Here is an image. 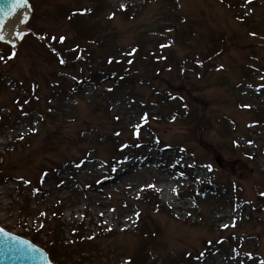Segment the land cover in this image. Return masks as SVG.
Listing matches in <instances>:
<instances>
[{"label":"rangeland","instance_id":"1","mask_svg":"<svg viewBox=\"0 0 264 264\" xmlns=\"http://www.w3.org/2000/svg\"><path fill=\"white\" fill-rule=\"evenodd\" d=\"M99 1L29 0V34L12 51L0 44L4 58L15 51L0 59V228L44 248L45 218L60 205L66 241L80 221L87 235L102 240L75 252L80 259L57 256L54 264H127L139 244L142 210L160 231L147 248L148 264H261L264 214L255 218L247 202L259 196L264 207V122L256 119H264V0ZM78 19L100 27L87 39L92 69L139 53L140 74L114 81L84 71L89 67L77 64L83 54L73 63L63 57L60 66L51 53H58L52 46H61L59 37L68 47L75 38L87 44L75 35ZM207 29L224 37L210 59ZM37 33L57 39L46 43ZM144 55L163 68L160 74L147 69ZM168 57L182 60L183 69L167 68ZM34 71L36 103L19 113L13 102L22 101ZM180 105L204 118L194 134L174 109ZM45 139L61 141L59 149L37 154ZM162 154L197 180L157 182L151 166H142ZM150 188L161 210L140 203Z\"/></svg>","mask_w":264,"mask_h":264},{"label":"trees","instance_id":"2","mask_svg":"<svg viewBox=\"0 0 264 264\" xmlns=\"http://www.w3.org/2000/svg\"><path fill=\"white\" fill-rule=\"evenodd\" d=\"M75 26L77 30L76 31L77 34L75 33V35L77 36V38L82 39V40L90 39L91 34L98 32L100 28L98 27L99 24H96V23L87 24V26H84L82 20H79V19L75 20ZM38 35L44 36L46 40H49V37H50L45 33H38ZM207 37L209 39V42L213 46L212 48L213 51H210L204 57L205 59L210 58L211 55H214L216 53V49H219L220 44H221L220 38L218 37L216 38L213 33L208 32ZM220 37H221V42H222L224 37L222 35ZM75 41H76V38L73 39L71 45H76L77 47L81 48V52L79 50H76L75 52H70L69 47L61 48V46L59 45H53L52 47L60 54L61 57L65 58L66 56L67 58L72 59V60L76 56L83 54L86 58V61L81 62V63L87 65L89 67L87 68V70L88 72L91 73L92 64L88 61L90 60L89 58L91 57L90 49L86 45L83 46L79 44V42L76 44ZM63 45H65V42H63ZM138 54L134 60L133 58L132 59L122 58V59H118L117 61L115 60L114 67L112 66L113 64H106V62L103 61V64L99 65L101 69H98V70L96 69L97 75L102 74L103 72H107V74L113 75L114 81H115V78L121 81L125 78L127 79V77H129L131 73H134V74L139 73L138 71L139 69L136 70V68L139 66V62L137 61V58L139 56ZM165 54L162 55L164 62H165V59H167L165 57ZM169 55L172 56L171 53H169ZM142 57L144 58V61H147L146 63L148 64L147 66L148 70H152V71L154 70V72H157L158 74L161 73L163 68L158 69L157 65L153 64L150 61V58H151L150 56L147 57L146 55H144ZM154 58L155 56L154 57L152 56L153 60ZM168 59H169L168 62L170 63L168 67L174 69L176 72L179 71L181 67L180 65L181 61L175 58L174 59L170 58V57H168ZM103 68H106V69H103ZM37 70L38 68L35 67V71ZM34 72L31 73V77L30 76L27 77L28 86L25 90L22 101L20 102L16 101L18 111L23 110V107H24L23 105H28V106H31V104L35 105V102H32L31 100L35 97V93L39 91V89L36 88L39 86L38 85L39 78L38 76L36 78L35 74L37 73L36 72L34 73ZM135 75L137 76L138 74H135ZM174 109L177 112H179L180 110L179 108L178 109L174 108ZM193 111H196L198 114H200L199 110L197 111V108L193 106H192V109H190L189 107L187 108L186 114L183 113L181 110L179 112L180 115L185 116V120H187L190 127L192 124V131H193L191 132L192 134H194L195 131L197 130V126L203 123L204 121L203 116L197 115V113ZM261 117H262L261 114L256 115V119H258L257 121L262 123L264 122V119H262ZM60 143L61 141H59L58 143L56 142V144L51 141L46 142V139H45L42 145L37 148L38 149L37 154L40 155L41 153L55 152V149L57 148L59 149L58 146L60 145ZM231 147H232V144H231ZM233 148L235 147H232L231 149ZM92 151L95 152V149H93ZM0 171H2V169H0ZM145 202L149 203L152 206V208L155 210H161L162 208L158 195L154 190L150 189V190L143 192L140 203L145 204ZM62 208L63 207L60 205L54 206L50 210V212H48L49 216L45 218V221L47 223V228H46L47 243L44 246V249L46 250V252L48 253L52 261L57 256L64 257L65 255H68L67 258L69 257L73 258L74 255H76L75 252L78 254V256H80L81 254H83L82 252L89 250V248L92 249L94 248L95 245L98 247L97 241L102 240L101 236L93 237V236L87 235V233L84 231L83 221H80V222H72V224L70 225L71 226L70 227V233H71L70 238L68 241H66L62 237L64 234L63 232L64 226L60 223L61 215H62ZM263 208L264 207L262 206L261 200L258 197L254 198L249 203V211L251 212V214H255V218L259 217L261 213L264 214ZM141 213H142V210H139V215H138L139 244L137 248L133 251L132 255L128 257L127 264H129V262L130 264H148L147 248L154 246V244L156 245V243L158 242V238L160 237L159 227L157 223L154 221V219L151 217V215L143 214L142 216H140ZM250 222H252V220ZM261 226H262V223H261ZM66 242L68 243L66 244ZM78 256L77 258L80 259L81 257H78ZM185 256H186L185 258H184V255L181 256L182 261L188 260V258L190 257L188 255H185ZM167 264H175V263L169 262Z\"/></svg>","mask_w":264,"mask_h":264},{"label":"water","instance_id":"3","mask_svg":"<svg viewBox=\"0 0 264 264\" xmlns=\"http://www.w3.org/2000/svg\"><path fill=\"white\" fill-rule=\"evenodd\" d=\"M13 3L14 0H0V35L4 37L0 42L11 47L17 46L23 36L29 34L25 24L31 15L29 3L25 7L15 9L12 8ZM9 12V15H5ZM11 235L19 238V241H26L27 244L0 236V264H52L43 249L22 237ZM29 245L34 246L37 251H32Z\"/></svg>","mask_w":264,"mask_h":264},{"label":"bare ground","instance_id":"4","mask_svg":"<svg viewBox=\"0 0 264 264\" xmlns=\"http://www.w3.org/2000/svg\"><path fill=\"white\" fill-rule=\"evenodd\" d=\"M257 98H259L260 93L256 94ZM255 97V98H256ZM261 99H258L260 101ZM143 166L145 170L151 166V173L153 174L155 180L157 182L165 183L166 185H171L172 187H176L178 184L185 183L187 184L190 180H197L198 174H195L191 171H184L181 167L177 165L170 164L168 155L162 154L161 157L158 158L154 156H150L143 161ZM123 176H128L127 170H124L122 173ZM113 182H120L122 177L119 178H111ZM108 186V185H107ZM170 187H167L165 190L170 192ZM103 189L106 190L104 187H100L97 191H102ZM4 219L3 216H0V220Z\"/></svg>","mask_w":264,"mask_h":264},{"label":"snow or ice","instance_id":"5","mask_svg":"<svg viewBox=\"0 0 264 264\" xmlns=\"http://www.w3.org/2000/svg\"><path fill=\"white\" fill-rule=\"evenodd\" d=\"M27 3H28V0H14L12 8L15 9V8L25 7V6H27ZM122 7H126V6L122 5ZM9 14H10V12L5 13V15H9ZM3 39H4L3 35H0V41H2ZM51 39L55 40L57 38L51 37ZM65 39L66 38L63 36L59 37V40L61 42H63ZM13 48H14V45H13ZM12 56L13 57L15 56V51L12 52ZM0 59H4V57L0 56ZM60 62L64 63L63 60H61ZM248 107H250V105ZM37 191H39V190H37ZM224 227H228V225H224ZM0 236H3L5 239L12 240L13 242H20V243L27 244L26 241H19V238L12 237L11 233H8L4 228H0ZM29 247L32 249V251H37V249H35L34 246L29 245ZM251 256H252V254L249 253V257H251ZM129 264H130V262H129ZM261 264H264V261H262Z\"/></svg>","mask_w":264,"mask_h":264}]
</instances>
